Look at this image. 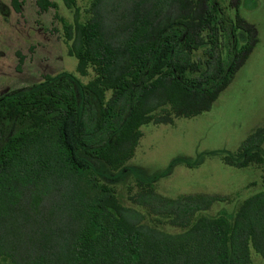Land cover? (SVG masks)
I'll return each instance as SVG.
<instances>
[{"label": "trees", "instance_id": "obj_1", "mask_svg": "<svg viewBox=\"0 0 264 264\" xmlns=\"http://www.w3.org/2000/svg\"><path fill=\"white\" fill-rule=\"evenodd\" d=\"M218 1L91 0L85 19L75 6L73 21L63 20L76 70L93 74L83 82L66 70L46 73L0 97V264H252L251 246L264 257V188L232 214H207L219 196L166 197L154 176L136 174L123 187L137 186L129 205L95 169L98 159L122 168L141 126L208 110L230 82L256 27L240 0H228L234 39L244 41L226 61ZM206 41V57H192ZM263 141L264 123L224 159L262 164Z\"/></svg>", "mask_w": 264, "mask_h": 264}, {"label": "rangeland", "instance_id": "obj_2", "mask_svg": "<svg viewBox=\"0 0 264 264\" xmlns=\"http://www.w3.org/2000/svg\"><path fill=\"white\" fill-rule=\"evenodd\" d=\"M55 1L56 6L40 9L35 0H23L17 11L10 0H0L8 9L4 23L0 16V93L27 87L45 73L67 70L82 81L92 76V68L80 74L76 57L67 51L61 17L72 22L74 7L64 0ZM218 2L228 18V33L221 36L219 47L227 61L244 37L234 39L233 5L228 0ZM75 4L79 18L85 19L91 0H75ZM240 12L255 25L257 41L211 107L192 116L174 117L173 122L141 126L133 154L120 169H110L99 159L94 161L100 180L121 186L123 203L134 205L128 197L137 186L133 185L129 194L123 187L135 183L136 174L145 179L154 176L155 189L166 197L188 192L219 196L207 214H232L241 199L264 188V163L237 167L224 159V155L236 156L241 141L264 123V0H241ZM205 46L195 49L193 57L204 59ZM16 49L23 54L19 68ZM212 62L213 58L209 66ZM259 148L264 155V141ZM250 256L252 264H264L263 255L252 246Z\"/></svg>", "mask_w": 264, "mask_h": 264}, {"label": "flooded vegetation", "instance_id": "obj_3", "mask_svg": "<svg viewBox=\"0 0 264 264\" xmlns=\"http://www.w3.org/2000/svg\"><path fill=\"white\" fill-rule=\"evenodd\" d=\"M2 1V0H1ZM11 1V4L13 5V7H14V9L15 10H20V5H21V2L23 1V0H10ZM36 1V3L38 4V6H39V8L40 9H47L48 7H50V6H56V1L55 0H35ZM65 1V0H64ZM241 1V0H240ZM65 3H66V1H65ZM67 4V3H66ZM68 5V4H67ZM68 6H71V5H68ZM72 6L73 7H75V6H77L76 4H75V0H74V3L72 4ZM78 10H79V8H78ZM74 12H75V8H74ZM239 12H240V4H239ZM7 13H8V9L6 8V5L3 3V2H0V16H1V19H2V21H3V23L5 22V18H6V15H7ZM75 14V13H74ZM240 14H241V12H240ZM242 15V14H241ZM243 16V15H242ZM74 17V16H73ZM244 17V16H243ZM245 18V17H244ZM80 19V18H79ZM226 19H228L226 16H225V21H227ZM246 19V18H245ZM63 20H65V19H63V17H61V21H62V26H63ZM247 20V19H246ZM73 21V20H72ZM248 21V20H247ZM250 22V21H249ZM252 23V22H251ZM226 24V23H225ZM63 31H64V28H63ZM256 32H257V29H256ZM222 36V35H221ZM221 36L219 37V39H221ZM64 37H65V33H64ZM244 41V40H243ZM210 42H204V43H202L199 47H201V46H205V49L203 50V53H205V57H206V55H207V51H206V48H207V46H208V44H209ZM198 47V48H199ZM67 49H68V47H67ZM195 49H197V48H194L193 49V52H192V57H193V53H194V50ZM68 51V50H67ZM205 51V52H204ZM1 52V51H0ZM3 52V51H2ZM15 53L18 55V62H17V64H16V67L17 68H19L20 66H19V63H20V61L22 60V57H23V54H22V52L19 50V49H16L15 50ZM69 53V52H68ZM70 54V53H69ZM0 55H1V53H0ZM197 59V58H196ZM67 71V70H66ZM46 74V73H45ZM50 74H52V73H50ZM44 76V75H43ZM42 79H43V77H42ZM41 80V79H40ZM40 80H38V81H40ZM37 81V82H38ZM83 82H85V81H83ZM36 83V82H35ZM32 84H34V83H32ZM31 84V85H32ZM30 86V85H29ZM29 86H27V87H29ZM27 87H23V88H27ZM23 88H19V89H23ZM18 90V89H17ZM13 91H15V90H13ZM13 91H11V92H13ZM10 93V92H9ZM6 94H8V93H0V97L1 96H3V95H6Z\"/></svg>", "mask_w": 264, "mask_h": 264}]
</instances>
